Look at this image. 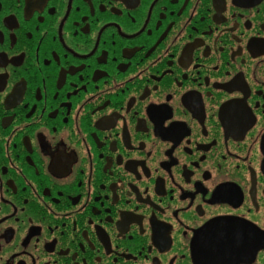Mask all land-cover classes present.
Wrapping results in <instances>:
<instances>
[{"label": "flooded vegetation", "instance_id": "flooded-vegetation-1", "mask_svg": "<svg viewBox=\"0 0 264 264\" xmlns=\"http://www.w3.org/2000/svg\"><path fill=\"white\" fill-rule=\"evenodd\" d=\"M255 247L264 0H0V264Z\"/></svg>", "mask_w": 264, "mask_h": 264}, {"label": "water", "instance_id": "water-1", "mask_svg": "<svg viewBox=\"0 0 264 264\" xmlns=\"http://www.w3.org/2000/svg\"><path fill=\"white\" fill-rule=\"evenodd\" d=\"M222 248V247H221ZM256 248H258V247H255V249H254V252H253V258H251V259H249V261L248 262H244V261H242L243 263H247V264H252L253 263V261H254V258H255V255H256V252H257V250L258 249H256ZM216 260H217V263H215V264H219V262H220V260L221 259H218V258H216ZM238 260V259H237ZM216 262V261H215ZM240 264V263H239Z\"/></svg>", "mask_w": 264, "mask_h": 264}]
</instances>
